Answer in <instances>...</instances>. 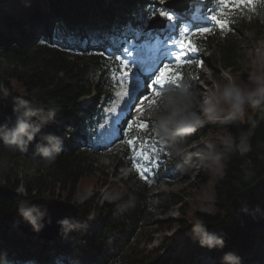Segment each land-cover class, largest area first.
Masks as SVG:
<instances>
[{"label": "trees", "instance_id": "trees-1", "mask_svg": "<svg viewBox=\"0 0 264 264\" xmlns=\"http://www.w3.org/2000/svg\"><path fill=\"white\" fill-rule=\"evenodd\" d=\"M156 1L44 0L40 3L32 0L14 7L12 11L0 12V125L11 127L15 123L19 115L13 111L17 97L28 99L34 107L56 109L55 119L43 127L26 149L9 152L0 141V151L36 162V144L42 142L43 135L52 133L64 141L63 151L53 165L44 166L36 162L45 170L21 181L27 189L26 199L21 201L36 196L53 197V191L59 188L63 192L61 199L77 202L76 193L84 178L102 180L96 171L99 167L94 156L109 147L94 148L86 137L96 130L97 123L104 117L103 106L98 104L102 99L110 101L115 87L120 84L116 72L123 65L114 58L122 53L121 48L126 43L121 40L117 46L105 40L97 47L86 48L81 42L89 39L91 43L92 39L85 28H99V18L112 34L126 37L121 28L129 23L134 33L144 26L145 18L151 16L152 4ZM262 1L255 0L254 9L249 7L248 1L230 7L224 16L228 23L223 30L212 21L201 26L211 28V33L196 35L200 27L193 31L189 39L195 41L194 46L198 50L187 52V59L179 68L173 65L175 71L184 75L183 83L192 85L203 79L202 67L207 61L199 54L210 50L217 64L231 67L234 72L241 67L236 71L238 74H233L238 83L247 81L250 68L246 67L247 63L242 66L239 61L244 55L242 30L249 23L254 29L261 25L259 21L264 20ZM96 16H99L97 20L94 19ZM189 59L192 61L190 64L187 62ZM171 86H174L173 82ZM85 95L91 97L89 102L81 100ZM61 117L65 118L64 123H58ZM127 117L124 114L121 123L126 143L128 139L135 142H148L149 138L158 141V137L152 133L144 135L138 127L130 136L133 121L128 122ZM211 127L231 133L234 141L241 132L250 133V151L244 156L230 154L225 167L216 176L215 209L212 212L195 210L188 214L179 194L153 192L148 179L134 170L126 181L129 190L123 201L115 205L102 204L95 198L77 202L82 228L71 232L74 237L59 246L63 250L56 255L48 252L49 241L31 234L23 236L20 231L12 229L14 211L21 201L0 198V254L6 256L9 264H168L169 255H152L142 242L149 237L147 226L154 214L164 213L171 205L180 204V229L187 238L192 239L194 218L201 219L209 232L224 237L223 249H208L204 253L213 258L215 264H222L221 257L226 252L237 254L241 260L245 258L248 264H264V228L245 227L240 217L230 209L234 196L264 174V111L254 112L244 121L227 127L215 124ZM201 133H204L202 126L187 139L198 138ZM77 135L85 138L76 142ZM176 164L178 169L189 166L186 157L178 159ZM203 168L197 175L200 184H206L213 172L207 165ZM4 178L5 185L19 188L21 183L17 179L11 181L9 174ZM124 204H127L126 210L115 217L110 215L111 210ZM91 218L99 222L98 227H91ZM193 249L197 252L207 248L195 243ZM173 259L176 264H198L194 256L173 255Z\"/></svg>", "mask_w": 264, "mask_h": 264}, {"label": "rangeland", "instance_id": "rangeland-1", "mask_svg": "<svg viewBox=\"0 0 264 264\" xmlns=\"http://www.w3.org/2000/svg\"><path fill=\"white\" fill-rule=\"evenodd\" d=\"M30 1L32 0H4L0 3V12L12 11L15 9L14 7L24 3H28ZM36 1L42 3L44 0ZM167 1L168 0H157L152 4L150 14L151 16L145 18V26L141 28L140 31L135 33V35L130 32L131 24L126 23V25L121 28L123 34L126 35V46L122 49V51L124 53L131 51L127 55H132V57L125 60V62L133 60L137 62V58L141 56V52L135 53V49L144 47V49L141 51L143 53L147 52L146 48L161 42L163 33H168V30H165L162 33V31L160 30H162L163 28H147L148 24L151 21H156L155 23L158 25L160 24L161 20L164 19V21H166L167 23V18L165 16L159 15V13L161 12L167 11L169 14H173L175 18L184 19V22L180 27V32L178 31V34L181 37L184 36L185 29H191L190 32H193L196 30L195 28H197L201 24L199 23L191 27L186 20L187 17H189L190 19L192 18L191 14L193 12V7L188 11L181 12L175 6H169L170 4H166ZM190 1H192L191 6H194L195 4L193 2H195L196 0ZM174 2L177 5L182 4V0H176ZM225 2L226 0H210L208 6H206V17L209 19L210 16L208 15V13L211 14L212 12L218 11V9L221 8ZM243 2L244 1L240 0L234 1L235 4H242ZM262 3V6L264 7V1ZM250 4L253 5L254 3ZM210 9L212 11H210ZM98 17L99 16H96L94 19L97 20ZM252 17L255 16L253 15ZM260 17H262V15H260ZM97 22L100 24L99 28L93 29L88 26L85 28V30L89 32L93 39H96L98 37V33L101 32L103 34V37H105L108 41L112 43H119L120 38L116 39L114 36L115 34H112L109 29L104 28L99 18ZM259 22H261V25H259V27H257L256 29H254V27L252 28L253 25L249 23V26L245 27L242 30V46L244 55L239 60L240 63H242V66L247 63V55L249 52H253L254 50L259 48H264V20ZM95 41H102V39ZM86 42L87 41H83V44H86ZM199 55L205 57L207 61V63H205V65L202 67L203 79L197 81L196 84H192L191 86L201 97L206 94L211 88H213L215 84L219 83L222 85L229 78L235 79V76L233 74H238L236 73V71L241 69V67L239 66V69H236V71L234 72L231 67L225 66L223 64H217L211 57V50L207 53L202 52ZM184 57L186 58L185 54ZM247 66L248 65H246V67ZM155 79L156 78L150 80L147 90H142L136 96V98L134 97L127 119L128 122L139 121L140 124H144L146 127L141 130L144 135H150V133H152V120L150 117H148L147 111L150 106L154 105L157 102L158 99V97L153 94V88L161 93L162 89L170 87L171 85V82L165 84L164 86L154 85L152 82ZM177 79L174 80L176 86L183 83V81L185 80L184 76L182 75H177ZM120 95L121 93L118 94V98L115 96L116 99L113 100L111 104L105 107V116H107V118L105 119L106 122L104 128H101V132L103 134H105V126L110 124L111 122L114 123V115H110V111L117 112L121 109V101L119 99ZM153 101H155V103H153ZM102 103L103 99L98 105L101 106ZM126 108H128V106H126L124 109ZM1 112L2 111L0 110V116L2 115ZM253 113L254 111L249 110L246 118L248 116H251ZM64 122L65 118H59L58 123ZM211 125V123H205L204 125H202V127L204 128V133H201L198 138H194L191 140L187 139L186 146L188 150L187 152L179 156L174 152L173 149L162 143L160 139H157L158 141H156L149 138V141L146 142V146L144 144H140L139 141L135 142L132 145H129L128 141L130 139H128L126 143L125 134H122L120 131L118 137L115 138V140L109 145L108 150H106L105 152L97 153L94 156L95 159H97L99 167L96 170L98 176L102 178V180H106L102 181L99 178L95 179L91 177L84 178L77 190L76 201L83 202L88 198H95L98 199V202L100 201V203L102 204L109 203L114 205L120 201H123L126 197L127 190H129V186L127 185L128 183L126 181L130 179L132 172L134 170H137L145 179H148L151 184V190H153V192L165 191L179 194L183 198L182 206L186 207L188 214H192L195 210L203 211L206 213L212 212L215 209V179L216 176L221 173V169L212 168L213 172L211 174V178L206 184H200L197 175L199 174L200 170L204 169V164L197 163L195 167L188 166V168H186L185 166H180L179 169V165L176 164L177 160L181 159L182 157H186L188 165L189 163H195L198 159L199 150L202 148L204 142L209 139L215 141L218 146V150L219 147L223 146L224 144L234 142V138L231 133L218 131L217 129H213ZM63 132L65 131L63 130ZM64 135L67 134L65 133ZM81 138L82 137H78L77 139L80 141ZM100 141L101 139L99 140V142ZM99 142H96L95 146L99 144ZM6 153V151H0V160L6 159L8 161L7 167L4 169H0V186L3 185L6 181L4 175L9 174V176L11 177V181L14 182L15 179H17L19 183H21L23 179L27 180L28 177H31V175L35 174L37 171L45 170V167L38 166L36 162H33L29 158L21 155L12 157L8 156L9 154L7 155ZM17 190L20 194L25 196L27 195L26 185H24L23 183L20 184ZM53 192L55 193V197L63 198V192L61 189L57 188ZM77 202L74 203L77 204ZM180 206V204L171 205L166 212L154 214L147 226L149 237L142 242L143 247L147 249L148 252L152 253V255H155L157 253H163L165 257L169 255L170 260L168 264H176L175 259H173V255L187 258L194 256V259L198 264H215L213 258L208 256L207 254H204L205 252H208V249H201L196 252L193 247L197 242H195L193 239L187 238V235L181 231L179 221V218L181 216L179 210ZM126 208L127 204L118 206L117 208L111 210L110 215L115 217L117 216V214H119V212L126 210ZM98 226L99 222L95 218H91V227L94 228ZM11 227L13 230L20 231L23 236L29 234L24 233L22 230H20L15 222L11 223ZM79 229L80 228H77L76 230ZM71 232L67 234H59L52 239H39H42L43 241H49L50 249L48 250V252L56 255V253L61 252L59 250H63V248L59 249V246L64 245L66 242L71 240L72 237H74V234H71ZM201 254H204L202 258H200ZM100 259L103 260V257H101ZM242 264H248L245 258L242 260Z\"/></svg>", "mask_w": 264, "mask_h": 264}, {"label": "clouds", "instance_id": "clouds-1", "mask_svg": "<svg viewBox=\"0 0 264 264\" xmlns=\"http://www.w3.org/2000/svg\"><path fill=\"white\" fill-rule=\"evenodd\" d=\"M247 65L250 70L245 83L229 78L222 85L215 84L202 97L187 82L162 89L157 102L147 111L152 120V133L179 156L188 150L187 138L205 123L227 127L244 121L249 110L264 111V48L249 52ZM13 111L19 113L13 126L0 125V141L9 152L26 149L56 116L54 107H34L28 99L22 97L15 99ZM249 136V132H241L236 141L224 144L222 150H218L214 140L205 141L197 161L189 163V167H195L198 163L215 169L224 168L230 154L244 156L250 151ZM63 147L62 137L45 134L42 142L36 144L34 158L38 164L51 166L62 153ZM7 164L6 159L0 160V169L6 168ZM17 212L34 232L38 233L44 228L46 211L36 204L21 201L17 205ZM58 223L65 234L81 227L79 222H73L67 217ZM191 237L209 250L223 249L225 246L224 237L209 232L199 218H194L192 222ZM221 261L222 264H242L241 257L233 252L224 253ZM0 264H9L2 254Z\"/></svg>", "mask_w": 264, "mask_h": 264}, {"label": "water", "instance_id": "water-1", "mask_svg": "<svg viewBox=\"0 0 264 264\" xmlns=\"http://www.w3.org/2000/svg\"><path fill=\"white\" fill-rule=\"evenodd\" d=\"M173 1H167L166 4H174ZM154 25L152 22L150 27ZM25 197L17 189H13L5 184L0 186V198L20 202ZM27 201L45 210L46 216L44 228L37 233L21 219L16 208L14 211V222L24 233H29L40 238H55L59 234H64L58 222L66 217L73 222H79L81 225L79 228H82L81 214L78 205L74 202L54 196H36ZM230 209L240 217L245 227L264 228V174L234 196L230 203Z\"/></svg>", "mask_w": 264, "mask_h": 264}, {"label": "snow or ice", "instance_id": "snow-or-ice-1", "mask_svg": "<svg viewBox=\"0 0 264 264\" xmlns=\"http://www.w3.org/2000/svg\"><path fill=\"white\" fill-rule=\"evenodd\" d=\"M248 2L250 3H254L255 0H248ZM232 3V0H226V2L224 3L223 7L221 8V10L219 12H217L216 15H211L209 18L211 19V21L215 22L216 25H218L220 27V29H225L226 25H227V21L224 19L225 13L223 11V8L229 7V5ZM236 6H239L238 4ZM210 11H212L210 9ZM159 15L165 16L167 18L168 21V27H175V25L172 23V21L175 19V16L173 14H169L167 11L161 12L159 13ZM188 29L184 30V35H185V39L182 40H173V45L179 47V51H177L174 55L171 51H162L161 53V57L159 58V63L162 65L161 67H158L153 73L152 75L156 74V71L159 72V75L156 76V79L152 82L154 85H160V86H164L165 84L169 83V82H174V77H177V73L175 72H170L169 69L170 67H172V65L170 64H164L163 60L167 59L169 57H172L173 60H175L177 63L175 65L176 68L180 67V64L184 62V54L186 52H196L198 50V48L195 45V41L194 40H190L188 37ZM212 29L208 28V27H200L198 29V32L196 33V35H203L206 33H211ZM114 59L118 60L121 65H123L124 67H128L131 65L132 61H128L127 64H125V62L120 58V57H115ZM189 64L192 63V61L189 59L187 61ZM151 77H149L150 79ZM123 79H127V77H123ZM149 87V84L147 82V80L145 81L144 84V88L145 90H147ZM143 94V93H142ZM153 94L157 97L160 96V92L156 91L155 88H153ZM147 99V97H146ZM153 103H155V101H153ZM137 127L139 129H144L146 126L144 124H140L139 121H133V126H130V132L129 135L131 136V133L137 130ZM129 145H132L135 143L134 140L130 139L128 141Z\"/></svg>", "mask_w": 264, "mask_h": 264}, {"label": "bare ground", "instance_id": "bare-ground-1", "mask_svg": "<svg viewBox=\"0 0 264 264\" xmlns=\"http://www.w3.org/2000/svg\"><path fill=\"white\" fill-rule=\"evenodd\" d=\"M20 192H22V191H20Z\"/></svg>", "mask_w": 264, "mask_h": 264}]
</instances>
